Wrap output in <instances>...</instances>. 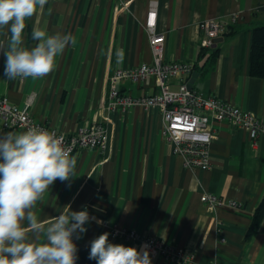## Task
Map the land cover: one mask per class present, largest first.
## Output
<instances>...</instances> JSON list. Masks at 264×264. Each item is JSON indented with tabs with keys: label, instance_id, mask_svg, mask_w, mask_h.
<instances>
[{
	"label": "crops",
	"instance_id": "1",
	"mask_svg": "<svg viewBox=\"0 0 264 264\" xmlns=\"http://www.w3.org/2000/svg\"><path fill=\"white\" fill-rule=\"evenodd\" d=\"M153 2L158 6L157 32L166 34V60L193 63L199 73L195 90L264 120V79L250 74L253 30L264 26V0H48L26 20L24 46L31 49L38 43L33 29L48 35L71 33L76 44L57 56L50 74L15 80L6 78V57L0 50V97L19 106L31 100L30 114L65 135L102 124L108 148L75 154L76 175L55 181L33 210L47 224L68 205L72 211L87 208L96 219L85 225L80 239H73L88 254L90 241L105 232L110 242L141 250L138 243L112 237L117 228L173 244L195 255L196 264H264V213L253 227L264 202V136L253 141L248 131L229 121L213 122L211 167L191 170L165 140L159 110L109 106L116 70L153 62L145 25ZM207 19L226 30L215 47L202 51L199 24ZM5 32L0 30V42L8 40ZM215 49L219 53L212 59ZM118 52L123 53L120 62ZM180 84V77L170 80L172 90ZM117 89L133 98L158 92L153 77L143 83L123 80ZM22 131L6 130L0 121V136ZM204 194L240 207L212 210L202 202Z\"/></svg>",
	"mask_w": 264,
	"mask_h": 264
},
{
	"label": "clouds",
	"instance_id": "2",
	"mask_svg": "<svg viewBox=\"0 0 264 264\" xmlns=\"http://www.w3.org/2000/svg\"><path fill=\"white\" fill-rule=\"evenodd\" d=\"M47 2L0 0V30H6L4 34L9 36L6 42H0L8 80L50 74L57 56L69 44H76L71 33L48 35L33 29L32 39L38 43L31 49L24 46L26 20ZM117 56L120 62L123 53ZM76 168V156L55 132L29 127L0 136V264H76L78 248L73 238L80 239L87 231L85 225L96 218L87 208L72 211L68 205L66 212L45 224L33 210L55 181H69L76 175ZM88 258L97 264H152L147 245L138 250L115 244L109 241L107 232L90 241Z\"/></svg>",
	"mask_w": 264,
	"mask_h": 264
},
{
	"label": "built area",
	"instance_id": "3",
	"mask_svg": "<svg viewBox=\"0 0 264 264\" xmlns=\"http://www.w3.org/2000/svg\"><path fill=\"white\" fill-rule=\"evenodd\" d=\"M158 6L156 2L150 5L146 30L149 34L150 46L153 52V62L150 65H140L136 68L116 70L111 78L110 107L122 110L143 106L147 110L157 109L164 118L163 136L171 144L172 152L183 159L184 166L191 170H208L211 167L210 146L215 139L213 122L229 121L235 127L249 132L253 141L264 136V120L251 115L229 101L188 88V83L195 72L194 64L190 62L167 61L165 58L166 34L157 32ZM204 33L201 41L203 48H212L216 40L226 28L214 19H207L199 24ZM157 81L158 92L133 98L122 95L117 89V83L123 80L145 82L149 78ZM180 77L178 90H172L170 80ZM25 79V78H20ZM32 101L24 106L12 104L8 98L0 97V121L9 131H26L29 127H40L49 132H55L63 137L64 145L71 149V155L82 150L108 148V131L102 124L81 127L75 135H65L36 120L30 114ZM202 202L210 209H237L240 204L232 200H224L214 194H204ZM114 238H123L142 245H147L150 256L162 259L168 264H196L195 255L184 252L173 244L165 243L157 238L141 236L135 231L113 228Z\"/></svg>",
	"mask_w": 264,
	"mask_h": 264
},
{
	"label": "trees",
	"instance_id": "4",
	"mask_svg": "<svg viewBox=\"0 0 264 264\" xmlns=\"http://www.w3.org/2000/svg\"><path fill=\"white\" fill-rule=\"evenodd\" d=\"M206 50L202 48V51ZM219 51L217 49L211 54L212 59L218 56ZM196 65L194 68L196 70ZM250 74L253 77L264 79V26L256 27L253 30L252 45L250 51ZM264 213V202L259 207L256 218L254 220L255 227ZM78 259L76 264H97L96 260H90L89 254L78 249L77 253Z\"/></svg>",
	"mask_w": 264,
	"mask_h": 264
},
{
	"label": "water",
	"instance_id": "5",
	"mask_svg": "<svg viewBox=\"0 0 264 264\" xmlns=\"http://www.w3.org/2000/svg\"><path fill=\"white\" fill-rule=\"evenodd\" d=\"M219 41L220 40H218V39L214 40L215 45L213 47H215L218 44ZM198 78H199V73L198 72H194L193 75H192V78L190 79V81L188 83V88L190 90L194 89V85H195V83H196Z\"/></svg>",
	"mask_w": 264,
	"mask_h": 264
}]
</instances>
